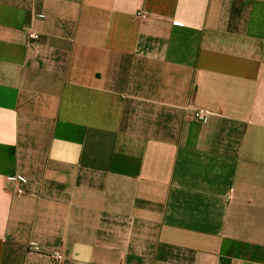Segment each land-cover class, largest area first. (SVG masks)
<instances>
[{
	"label": "crops",
	"instance_id": "0c3cea01",
	"mask_svg": "<svg viewBox=\"0 0 264 264\" xmlns=\"http://www.w3.org/2000/svg\"><path fill=\"white\" fill-rule=\"evenodd\" d=\"M121 263L264 264V0H0V264Z\"/></svg>",
	"mask_w": 264,
	"mask_h": 264
},
{
	"label": "built area",
	"instance_id": "2783aa9c",
	"mask_svg": "<svg viewBox=\"0 0 264 264\" xmlns=\"http://www.w3.org/2000/svg\"><path fill=\"white\" fill-rule=\"evenodd\" d=\"M44 17V16H43ZM42 17V18H43ZM31 37L33 39H38L39 38V34L37 32H32L31 33ZM211 115V111L208 110L207 108H204V107H200V108H197L195 111H194V117L200 121V122H206L209 117ZM18 192L19 193H25L27 192V189L26 187L23 185H21L19 188H18ZM51 258L55 261H60L62 259V254L60 252V250H54L51 254ZM121 264H124V263H121Z\"/></svg>",
	"mask_w": 264,
	"mask_h": 264
}]
</instances>
